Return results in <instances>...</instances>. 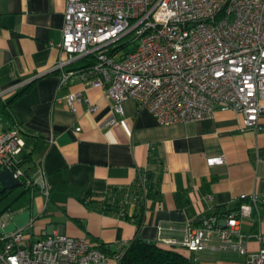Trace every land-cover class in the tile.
Returning <instances> with one entry per match:
<instances>
[{
    "label": "crops",
    "instance_id": "crops-1",
    "mask_svg": "<svg viewBox=\"0 0 264 264\" xmlns=\"http://www.w3.org/2000/svg\"><path fill=\"white\" fill-rule=\"evenodd\" d=\"M64 10L65 0H0V130L22 128V169L31 178L41 173L51 184L47 200L36 186L0 195V216L8 214L0 235L32 221V238L85 237L115 250L135 236L153 243L180 239L187 220L234 211L254 195L257 210L240 229L248 249L258 250L254 233L264 229V112L257 129L243 127L241 114L222 107L201 120L160 125L132 99L115 112L98 87L79 79L59 85L52 68L66 57L59 49ZM73 92L82 99L70 109L66 98ZM85 100L96 106L94 112ZM111 115L115 123L100 127ZM218 157L223 161L210 162ZM140 176L147 189L138 194L140 214L133 198L126 216L104 204L111 191L130 190ZM210 245L196 255L182 252L192 264H245L244 255Z\"/></svg>",
    "mask_w": 264,
    "mask_h": 264
},
{
    "label": "built area",
    "instance_id": "built-area-1",
    "mask_svg": "<svg viewBox=\"0 0 264 264\" xmlns=\"http://www.w3.org/2000/svg\"><path fill=\"white\" fill-rule=\"evenodd\" d=\"M126 36L133 46L123 51L118 41ZM59 49L66 55L52 68L59 85L79 79L98 87L115 112L132 99L160 125H171L211 117L222 107L241 114L243 127L255 129L264 112V0H65ZM80 59L86 63L74 66ZM81 99V92L69 94L68 107ZM85 102L89 112L96 110ZM114 123L111 115L100 127ZM22 131L17 125L0 130V170L10 169L47 200L46 177L31 178L22 169ZM139 189L146 195L141 176ZM131 198L138 201L125 191L120 203ZM257 205L250 195L235 212L202 214L187 220L182 238H160L159 244L196 255L214 238L210 248L244 255L245 264H264V229L254 233L256 251L248 249L240 229ZM7 218L0 216V226ZM32 225L0 235V264H123L120 249L104 251L85 237L32 238Z\"/></svg>",
    "mask_w": 264,
    "mask_h": 264
},
{
    "label": "trees",
    "instance_id": "trees-1",
    "mask_svg": "<svg viewBox=\"0 0 264 264\" xmlns=\"http://www.w3.org/2000/svg\"><path fill=\"white\" fill-rule=\"evenodd\" d=\"M29 86L30 84L25 86L20 91L14 93L12 95V98H15L24 93ZM125 191L129 192V194L137 195L138 201L136 204V210L137 214H140L142 212V204L138 198V194L140 191L139 179H137L136 183L133 184L130 190L120 189L111 191L107 198L104 199V204L108 206H115L116 208H121L122 210L119 213L122 216H126L124 209L127 203H120ZM236 210L223 212L230 213L235 212ZM137 222L140 224L141 218H139ZM101 248L107 252H113L118 249L122 250L121 258L123 264H192L190 258L182 252V250L184 249L165 246L159 243L148 242L139 238L138 236H135L128 243L119 246L115 250H110L103 245L101 246Z\"/></svg>",
    "mask_w": 264,
    "mask_h": 264
},
{
    "label": "water",
    "instance_id": "water-1",
    "mask_svg": "<svg viewBox=\"0 0 264 264\" xmlns=\"http://www.w3.org/2000/svg\"><path fill=\"white\" fill-rule=\"evenodd\" d=\"M20 179L13 175L10 169L0 170V195L9 193L14 187L21 186ZM1 200V197H0Z\"/></svg>",
    "mask_w": 264,
    "mask_h": 264
},
{
    "label": "rangeland",
    "instance_id": "rangeland-1",
    "mask_svg": "<svg viewBox=\"0 0 264 264\" xmlns=\"http://www.w3.org/2000/svg\"><path fill=\"white\" fill-rule=\"evenodd\" d=\"M129 39H130L129 36H126V37H124V38H122L121 40L118 41V45L122 46V50L123 51L129 50L133 46L132 43H128Z\"/></svg>",
    "mask_w": 264,
    "mask_h": 264
}]
</instances>
